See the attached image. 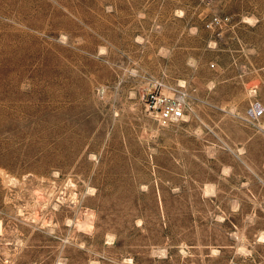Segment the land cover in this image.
Listing matches in <instances>:
<instances>
[{
    "label": "rangeland",
    "instance_id": "1",
    "mask_svg": "<svg viewBox=\"0 0 264 264\" xmlns=\"http://www.w3.org/2000/svg\"><path fill=\"white\" fill-rule=\"evenodd\" d=\"M0 264H264V0H0Z\"/></svg>",
    "mask_w": 264,
    "mask_h": 264
},
{
    "label": "built area",
    "instance_id": "2",
    "mask_svg": "<svg viewBox=\"0 0 264 264\" xmlns=\"http://www.w3.org/2000/svg\"><path fill=\"white\" fill-rule=\"evenodd\" d=\"M145 102L147 108L156 113L161 123L177 122L183 117L181 102L177 99L149 92L145 97ZM259 107L255 105L252 109L254 118H260L263 115V110Z\"/></svg>",
    "mask_w": 264,
    "mask_h": 264
},
{
    "label": "bare ground",
    "instance_id": "3",
    "mask_svg": "<svg viewBox=\"0 0 264 264\" xmlns=\"http://www.w3.org/2000/svg\"><path fill=\"white\" fill-rule=\"evenodd\" d=\"M260 107H261V106H260ZM260 107H259V108H260ZM261 108H262V107H261ZM261 108H260V109H261ZM262 110H263V109H262Z\"/></svg>",
    "mask_w": 264,
    "mask_h": 264
}]
</instances>
